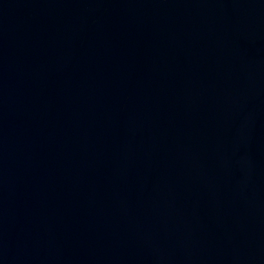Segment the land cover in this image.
<instances>
[{
  "label": "water",
  "instance_id": "water-1",
  "mask_svg": "<svg viewBox=\"0 0 264 264\" xmlns=\"http://www.w3.org/2000/svg\"><path fill=\"white\" fill-rule=\"evenodd\" d=\"M0 264H264V0H0Z\"/></svg>",
  "mask_w": 264,
  "mask_h": 264
}]
</instances>
